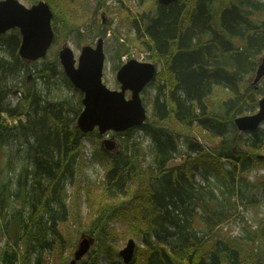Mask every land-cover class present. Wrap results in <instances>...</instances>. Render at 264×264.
<instances>
[{"label": "trees", "instance_id": "obj_1", "mask_svg": "<svg viewBox=\"0 0 264 264\" xmlns=\"http://www.w3.org/2000/svg\"><path fill=\"white\" fill-rule=\"evenodd\" d=\"M47 1L57 11L52 18L56 15L65 25L60 3ZM146 13L137 18L135 28L144 49L149 50L148 57L160 65L150 82L156 83L152 113L142 125L112 134L114 138L127 136L116 152L98 144L92 158L103 168V178L94 186L76 179L80 140L92 132L68 126L63 100L49 98V91L45 97L31 81L26 88L22 86L27 109L18 106L15 113L5 107L7 77L16 79L31 61L17 55V29L0 34V214L4 218L1 232L6 235L0 264H42L41 253L54 250L62 240L59 224L68 220L69 205L74 207V199L82 197L99 211L97 217L89 214L92 225L87 231L96 233L95 240L103 245L112 264L115 258L109 248H113L112 233L117 235L115 221L125 225L124 233H137L145 245L144 259L135 264H264L262 219L223 240L204 239L205 234L199 236L194 230L200 226L197 218L208 233L235 217L242 219L240 205L264 204V173L248 177L251 167L264 166V158L258 157L264 146V129L240 132L233 122L237 116L254 113L264 94L259 81L252 83L264 52V1L176 0L160 4L157 0L154 10ZM61 28L55 33L60 35ZM122 47L119 54L124 52ZM42 64L46 68L40 77L44 82L51 80L49 60ZM27 110L26 132L17 124H8L3 116L15 119ZM168 121L179 124V130L165 126ZM137 130L149 136L148 147L132 139ZM196 132L219 140L209 147ZM244 134L248 136L242 139ZM95 135L101 138L97 132ZM183 137L187 149L182 154L186 156L182 163L170 166ZM17 140L18 155L28 144L20 168L6 159L9 153L5 155V147L12 151ZM147 154L151 163L145 165ZM200 167L201 180H195ZM211 176L216 177L214 182H210ZM74 181L79 186L75 187ZM97 188L100 195L92 200L90 190ZM87 256L86 261L81 258L75 264H94V254Z\"/></svg>", "mask_w": 264, "mask_h": 264}, {"label": "rangeland", "instance_id": "obj_2", "mask_svg": "<svg viewBox=\"0 0 264 264\" xmlns=\"http://www.w3.org/2000/svg\"><path fill=\"white\" fill-rule=\"evenodd\" d=\"M24 6H32L33 4H37L39 1L47 0H18ZM62 7V15L64 16L65 25H63L58 18H56L57 11L54 10L52 6H49L53 12L56 14L54 18H52L51 23L53 26L54 32L59 30L61 27L60 35L55 33L54 41L47 51V55L40 60L31 61L27 63L25 67L26 72L23 73L24 70L20 71L19 74L16 75V79L18 82L14 84L10 81H16L15 78L10 76L6 79V85L9 87L7 94L4 97V105L7 108H12L15 113H18V106L27 109L28 103L24 101L22 98L25 96L24 88H26L31 81L34 82L36 86V90H40V94L47 95V91H49V98L63 100V106L67 108L65 111L67 119L69 120L68 126H76V118L80 109L82 107L81 98L82 93L79 90L73 88L72 84L69 83L68 79L64 75L62 68L60 66V61L58 60V51L62 47L63 44L69 46L74 52L75 57L79 54L80 48L82 45L91 44L94 45L96 43L97 38H101L104 40L103 42V50H104V66H103V74L102 81L103 83L110 89H118L119 84L116 81L115 73L117 68L123 63L121 62L122 56H126L127 59L134 58L139 61L152 62L151 58L148 57L149 50L144 49L145 44L142 43V37L137 33L135 25H138L137 18L141 16L145 17L148 14L146 12L153 11L155 5L157 4V0H57ZM264 1V0H263ZM49 5V4H48ZM8 36V35H6ZM101 36V37H100ZM124 46V47H122ZM128 46V49L125 47ZM124 49L123 53L119 54L120 48ZM3 48V46H2ZM2 48L0 52H3ZM262 52L260 55H263ZM18 55V54H17ZM12 59V58H11ZM49 60V66L52 68L51 80L47 78L44 82L40 77V74H44L42 69L46 68V64H42L43 61ZM154 63V62H153ZM155 64V63H154ZM156 65V70L160 69L159 64ZM23 67V65H22ZM56 68V69H55ZM24 69V68H23ZM39 71V72H38ZM10 80V81H9ZM259 84L264 86V77L259 79ZM256 85V83H254ZM146 92V93H145ZM156 93V83H149L141 93V98L143 104L147 110V116L152 113L151 99ZM128 95V92H126ZM35 102L33 101L32 105L29 106L30 113L33 115V107L35 106ZM21 104V105H20ZM53 105V104H52ZM255 107V110L257 109ZM28 108V109H29ZM77 111V113H75ZM36 114V113H34ZM27 115L26 113H21L17 118L11 119L7 118L6 114L3 116L7 119L8 124H17L19 128H23V131L26 132L27 128ZM165 126L173 130H179V124L176 125V122L168 121ZM260 128L264 129V123L261 124ZM15 131V129H12ZM22 130V129H21ZM236 131V130H235ZM17 133L19 131H16ZM96 130L92 131V134L87 137H83L80 140L81 148H80V161L77 164V174L76 179L78 181H82L83 183L89 182L90 185H96L99 180L103 178V168L93 161L92 154L95 151V148L100 144L101 138H96ZM114 134V132L109 131L102 136H107L110 138ZM233 134V133H232ZM197 138L206 143L209 147L216 144L218 142V138H210L206 133H198L194 134ZM100 136V137H102ZM248 135L244 134L243 137L246 138ZM210 138L209 141L205 138ZM187 138V137H186ZM132 139L139 141L143 146L148 147L151 144L150 138L148 135L142 134L141 131L137 130L133 134ZM204 139V140H203ZM14 139H11V143ZM125 140H127L126 135H121L119 137H115L113 139L115 143V147L110 150L116 152L121 147V144H125ZM12 147V151H10V146L5 147L6 153H9L6 156V159L13 160L16 168H20L25 160L23 155L26 156V151L28 149V144H24L21 149H19V155L16 154V149L18 148L19 140L14 143ZM117 144H119L117 146ZM208 148V147H205ZM187 149V144L185 137L179 143V153L174 156V158L169 162V165L182 163L185 154H182ZM107 150V149H106ZM264 146L260 148L259 158H264ZM145 165L151 163V155L147 154L145 157ZM5 159V166H6ZM187 160V158H186ZM224 162V159H221ZM201 171L202 167L198 169L196 174H194L195 180H201ZM264 173V166L262 164L257 165L256 167H251L248 171V177L253 179L255 176H259ZM216 180L215 176H211L210 182H214ZM75 187L79 186V184L74 181ZM138 186V183L135 187ZM16 187V186H15ZM134 185H132L133 189ZM83 195L85 196L84 190L81 189ZM71 191V188L69 189ZM90 195H92V200L97 198L100 195V190L97 188L94 191L90 190ZM125 198H119V200H124ZM103 200L102 196L100 198ZM85 199L78 198L74 199V207L69 205L70 215L67 221L64 224H59V232L62 240L55 245L54 250L43 251L41 253V257L43 258L42 264H68V261L73 258L72 254H74L79 241L82 236H87L92 239V243L90 245L89 251L83 256V259L86 261L89 256L88 253L92 252L94 254V264H112L109 262L105 255V250H103V245H99L98 241L95 240L96 233H89L87 231V227L92 225L91 222L88 221L89 214L92 213V216L97 217L99 211L95 208H90L89 204H86ZM72 201V199L70 200ZM15 205L21 209L19 203H15ZM253 207L245 208L244 206H239V213L242 216L235 217L231 221L226 222L222 225H216L213 229H211L208 233H206L207 226L203 224L202 219L197 218V222L200 226L195 227V231L197 235L203 236L204 239L209 238L212 241L223 240L228 237V234L239 235L241 234V230L247 225L255 226L259 220H264V204L256 205L252 204ZM24 215V214H23ZM4 221L3 213L0 214V253L6 244V235L1 232L2 222ZM89 222V223H88ZM11 227H14L10 224ZM117 235L112 233L113 235V248H109L112 251V255L115 258V264L119 261L121 264H124L121 256H119L118 252L122 248L125 247L128 239H133L135 242L134 255L131 261V264H135L138 261H142L143 251L145 245L142 244V240L137 238V233L128 235L124 233L125 225L120 221H115L113 224ZM128 226V224H127ZM130 226V225H129ZM251 244V243H250ZM108 249V250H109ZM20 252H23V247H19ZM91 255V254H90ZM1 256V254H0ZM136 257V259H135ZM244 254L241 253V261H243ZM33 261H35L33 256ZM41 263V260H40ZM90 264V262H86V264ZM17 264H21L18 262ZM127 264V263H125ZM242 264V263H241Z\"/></svg>", "mask_w": 264, "mask_h": 264}, {"label": "water", "instance_id": "obj_3", "mask_svg": "<svg viewBox=\"0 0 264 264\" xmlns=\"http://www.w3.org/2000/svg\"><path fill=\"white\" fill-rule=\"evenodd\" d=\"M173 1L176 0H158L160 4ZM51 18L52 11L45 1L26 7L18 0H0V34L18 28L21 38L17 53L22 59L37 60L46 56L54 38ZM58 58L64 74L82 93V107L75 121L82 133L91 132L95 128L100 135L107 131L121 132L144 123L147 112L140 93L155 76L154 63L129 59L116 72L119 89H109L102 83V38H98L94 47L84 45L76 58L72 49L64 44L58 52ZM262 77L264 54L258 60L252 83H257ZM263 121L264 94L258 99L254 113L237 116L233 120L240 132L253 131ZM101 145L107 150L115 147L114 141L109 138L103 139ZM91 243V238L82 236L70 263L75 264L81 259ZM134 248V240L128 239L125 247L119 250L118 254L124 263L132 260Z\"/></svg>", "mask_w": 264, "mask_h": 264}, {"label": "bare ground", "instance_id": "obj_4", "mask_svg": "<svg viewBox=\"0 0 264 264\" xmlns=\"http://www.w3.org/2000/svg\"><path fill=\"white\" fill-rule=\"evenodd\" d=\"M34 5V4H33ZM51 26H52V23H51ZM52 29H53V26H52ZM54 31V30H53ZM54 37H55V32H54ZM53 41H54V38H53ZM53 41H52V43H53ZM52 43H51V45H52ZM50 45V46H51ZM50 48V47H49ZM49 50V49H48Z\"/></svg>", "mask_w": 264, "mask_h": 264}, {"label": "flooded vegetation", "instance_id": "obj_5", "mask_svg": "<svg viewBox=\"0 0 264 264\" xmlns=\"http://www.w3.org/2000/svg\"><path fill=\"white\" fill-rule=\"evenodd\" d=\"M85 45H88V44H85ZM89 45H91V44H89ZM22 60H24V59H22ZM27 62V61H26ZM23 65V64H22Z\"/></svg>", "mask_w": 264, "mask_h": 264}]
</instances>
